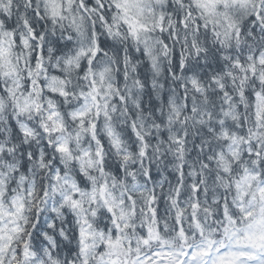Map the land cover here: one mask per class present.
<instances>
[{
    "label": "trees",
    "instance_id": "trees-1",
    "mask_svg": "<svg viewBox=\"0 0 264 264\" xmlns=\"http://www.w3.org/2000/svg\"><path fill=\"white\" fill-rule=\"evenodd\" d=\"M112 5L0 0V264H264V0Z\"/></svg>",
    "mask_w": 264,
    "mask_h": 264
},
{
    "label": "rangeland",
    "instance_id": "rangeland-1",
    "mask_svg": "<svg viewBox=\"0 0 264 264\" xmlns=\"http://www.w3.org/2000/svg\"><path fill=\"white\" fill-rule=\"evenodd\" d=\"M110 2L113 4V16L115 17L116 23L124 25L129 33L138 36L139 30H144L143 22L139 19V16L137 18V12H134L136 6H140V0H110ZM115 244L116 242L106 243L104 244L105 246H102L104 249L107 248V252L104 253V256H108V263L112 264L114 261V264L117 261H128L127 258L124 259L123 257L121 260H117L118 257H121V252L117 251V246Z\"/></svg>",
    "mask_w": 264,
    "mask_h": 264
}]
</instances>
